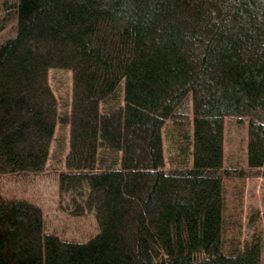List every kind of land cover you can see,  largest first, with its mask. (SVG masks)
<instances>
[{"label": "trees", "instance_id": "1", "mask_svg": "<svg viewBox=\"0 0 264 264\" xmlns=\"http://www.w3.org/2000/svg\"><path fill=\"white\" fill-rule=\"evenodd\" d=\"M3 6L0 175L42 173L52 148L60 199L97 231H47L40 205L0 192V264H260L258 237L221 247L224 178H264V0ZM227 121L246 122L244 166L225 164Z\"/></svg>", "mask_w": 264, "mask_h": 264}, {"label": "rangeland", "instance_id": "2", "mask_svg": "<svg viewBox=\"0 0 264 264\" xmlns=\"http://www.w3.org/2000/svg\"><path fill=\"white\" fill-rule=\"evenodd\" d=\"M8 13L0 0V20ZM15 19L9 18L0 30V42L14 31ZM49 83L57 96H68L71 87V75L67 70L51 69L48 73ZM225 121V119H224ZM230 122V121H227ZM225 164L241 167L246 164V122L231 121L225 131ZM50 150L45 170L40 174L0 175V192L5 195L24 197L41 206L45 230L55 231L62 237L86 239L97 231L95 218L86 212L74 216L73 207L67 199H60L57 188L56 171L61 163L52 161ZM256 219L249 224L252 214ZM222 251L227 252L231 245L240 248L244 243L258 237L253 249L257 261L264 264V178L260 175L224 178ZM245 250H242L243 253Z\"/></svg>", "mask_w": 264, "mask_h": 264}]
</instances>
